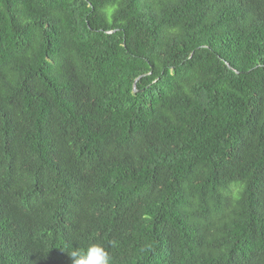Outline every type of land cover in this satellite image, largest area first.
Listing matches in <instances>:
<instances>
[{"label":"trees","instance_id":"obj_1","mask_svg":"<svg viewBox=\"0 0 264 264\" xmlns=\"http://www.w3.org/2000/svg\"><path fill=\"white\" fill-rule=\"evenodd\" d=\"M95 242L264 264V0H0V264Z\"/></svg>","mask_w":264,"mask_h":264},{"label":"clouds","instance_id":"obj_2","mask_svg":"<svg viewBox=\"0 0 264 264\" xmlns=\"http://www.w3.org/2000/svg\"><path fill=\"white\" fill-rule=\"evenodd\" d=\"M116 12V7H109V20ZM72 264H112V257L103 243H90L85 248H74L69 252Z\"/></svg>","mask_w":264,"mask_h":264},{"label":"bare ground","instance_id":"obj_3","mask_svg":"<svg viewBox=\"0 0 264 264\" xmlns=\"http://www.w3.org/2000/svg\"><path fill=\"white\" fill-rule=\"evenodd\" d=\"M59 219V218H58ZM162 247V246H161Z\"/></svg>","mask_w":264,"mask_h":264}]
</instances>
